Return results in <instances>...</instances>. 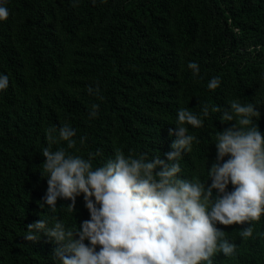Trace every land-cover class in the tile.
Instances as JSON below:
<instances>
[{
  "label": "trees",
  "instance_id": "16d2710c",
  "mask_svg": "<svg viewBox=\"0 0 264 264\" xmlns=\"http://www.w3.org/2000/svg\"><path fill=\"white\" fill-rule=\"evenodd\" d=\"M0 4L9 11L0 21V76L9 78L0 91V264H60L53 256L57 245L43 233L37 242L24 239L27 225L43 219L52 226L55 218L76 230L90 219L83 194L74 212L70 200L58 198L55 213L44 201L48 183L41 152L49 147V128L56 129L53 151L64 148L84 159L99 153L93 169L113 159L117 149L126 157L147 154V161L160 156L171 163L164 154L177 137L169 129L176 128L177 111L188 109L203 126L185 125L196 141L179 159V175L208 185L217 160L215 134L235 123L221 119L232 101L257 106L261 116L254 123L264 135V0ZM189 62L199 65V75ZM213 77L221 84L210 90ZM93 104L99 105L96 118H90ZM216 106L220 111L213 112ZM65 124L76 131L73 149L59 140ZM216 226L237 248L232 257L217 253L213 264H264V215L252 222L248 239L239 234L248 224Z\"/></svg>",
  "mask_w": 264,
  "mask_h": 264
},
{
  "label": "clouds",
  "instance_id": "9594fccd",
  "mask_svg": "<svg viewBox=\"0 0 264 264\" xmlns=\"http://www.w3.org/2000/svg\"><path fill=\"white\" fill-rule=\"evenodd\" d=\"M8 17V9L0 4V21ZM188 67L199 75L197 63L189 62ZM220 84V78L213 77L208 88L215 90ZM8 86V76H0V91ZM88 91L93 93L91 86ZM95 92L99 94V86ZM98 110L99 105L93 104L90 118H96ZM202 111L205 117L209 115L207 105ZM260 116L254 103L236 101L223 112L222 121L235 123L215 134L217 160L208 172L210 185L207 180L179 175L178 161L192 151L196 141L185 125L203 126V120L188 109L177 111L176 128L169 129L177 137L172 151L164 154L171 163L160 156L147 161V154L138 159L131 154L126 157L117 149L113 159L93 169L92 160L99 153H89L84 159L64 148L53 151L56 129H47L49 147L41 152L46 158L41 175L48 183L44 201L55 213L58 198L70 200L67 207L74 212L77 197L83 194L90 219L76 230L66 229L55 218L52 226L41 219L27 225L24 239L37 242L43 233L57 245L53 256L60 264H213L217 253L232 257L237 244L216 225L248 224L239 233L248 239L254 232L252 222L264 215V135L254 123ZM75 136L67 124L59 129V140L67 142L68 149L76 147ZM86 139L82 137L80 143Z\"/></svg>",
  "mask_w": 264,
  "mask_h": 264
}]
</instances>
